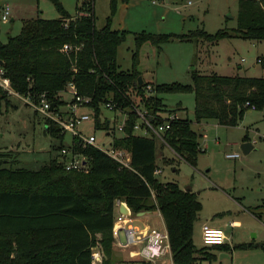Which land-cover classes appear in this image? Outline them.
<instances>
[{
    "label": "trees",
    "instance_id": "16d2710c",
    "mask_svg": "<svg viewBox=\"0 0 264 264\" xmlns=\"http://www.w3.org/2000/svg\"><path fill=\"white\" fill-rule=\"evenodd\" d=\"M49 1L60 17L27 20L18 36L10 37L7 43L0 40V71L16 94L31 96L35 101L45 95L57 105L63 104V92L74 83L81 96L91 99L95 131L113 132L115 149L131 153L132 169L120 168L103 152L90 148L85 151L92 157L89 174L66 171L58 160L50 161L40 171L14 170L4 168L10 161L0 151V264H95L97 247L103 253L102 264H150L139 257L130 262L116 258L113 229L120 201L135 217L160 213L173 264L212 263L218 253H228V244L204 245L201 249L194 245V227L202 203L191 189L160 181L155 174V138L135 134L139 119L135 110L143 108L146 117L158 126L163 115L168 117L177 111L166 109L158 96L192 92L196 123L214 120L221 126L236 127L253 106L264 109V77L203 75L194 70L192 85H155L142 77L139 53L146 43L161 49L174 39L209 45L232 37L263 41L264 0H238L235 29L225 28L214 34L204 29L183 35L137 34L133 66L126 72L120 70L117 57L128 32L113 30L110 25L117 0H111V17L101 30L95 27L94 0H78L75 17L60 0ZM65 46L71 49L65 52ZM139 77L143 78L142 86ZM148 86L155 96H148ZM7 98L0 88V104ZM110 100L117 104L115 111L126 116L123 136L117 135V120L111 122L102 116ZM49 124L51 133L59 138L57 126L47 120ZM192 124L188 118H179L163 136L169 147L194 167L202 152V136Z\"/></svg>",
    "mask_w": 264,
    "mask_h": 264
},
{
    "label": "rangeland",
    "instance_id": "374dc122",
    "mask_svg": "<svg viewBox=\"0 0 264 264\" xmlns=\"http://www.w3.org/2000/svg\"><path fill=\"white\" fill-rule=\"evenodd\" d=\"M60 3L72 17L77 15L78 0H60ZM3 4L11 8L10 19L0 25L3 43L18 36L27 20L60 17L49 0H0V5ZM94 11L95 27L101 30L111 17V0H94ZM238 12V0H129L127 3L117 0L111 28L128 32L119 47L117 64L121 71L132 69L137 34L183 35L197 29L214 34L221 29L237 28ZM139 55L142 77L155 85H192L194 70L203 75L264 77V40L232 37L209 45L174 39L161 49L146 43ZM146 93L155 96L152 90ZM158 97L166 109L177 110L173 113L177 119L193 121L192 129L202 136L199 148L203 152L199 153L194 167L169 147L164 136L162 140L153 136L157 146V166L163 171L158 176L160 181L191 189L202 203V212L194 227L196 248L204 246L203 225L223 229L226 233L230 251L218 253V259L212 263L203 261L202 264H264V109L247 112L236 127L221 126L214 120L198 124L194 119L195 96L192 92L164 93ZM65 99L61 113L69 111L72 96L65 95ZM140 110L145 115L143 108ZM82 113L88 111L80 109L79 115ZM102 116L111 122L117 120L118 129L126 120L120 111L105 110ZM47 120L15 94L1 101L0 151L10 161L4 168L40 171L59 158L63 146L72 145V136L67 134L64 140L54 136L51 127L46 128ZM79 130L87 136L95 134L107 147L111 144V138L95 131L94 119ZM117 135L123 136V133L117 130ZM244 140L254 147L248 155L242 152ZM229 154H238L239 158L229 159L226 157ZM153 215L146 222H138V217H134L135 225L141 229L144 223H149L153 228L163 230L161 217ZM232 222L239 225L231 226ZM141 247L138 245L132 250ZM121 251L115 250L117 260L130 262L132 258H138L130 256L129 250ZM221 255L227 257L221 258ZM156 264H171L169 254Z\"/></svg>",
    "mask_w": 264,
    "mask_h": 264
},
{
    "label": "built area",
    "instance_id": "2783aa9c",
    "mask_svg": "<svg viewBox=\"0 0 264 264\" xmlns=\"http://www.w3.org/2000/svg\"><path fill=\"white\" fill-rule=\"evenodd\" d=\"M11 17V8L8 4H3L0 6V22L8 21ZM71 48L69 46L64 47V51L67 52ZM0 87L8 94H15L20 98H23L25 102L31 105L38 113L45 116L48 120L54 123L59 129V139L64 140L67 134L72 136V145L70 147L63 146L60 149V155L57 159L58 162L62 165V167L66 171H76L79 173L89 174L92 170V157L89 156L85 151L93 148L103 152L113 161H115L120 168L123 169H132V155L130 152H126L124 150H117L114 147V134L112 131L104 133L106 138H111V144L107 147L105 141H101L97 138L95 134L84 135L79 128L85 124L86 122L94 119V114L89 109L91 104V99L81 96L78 93V90L74 83H70L67 91L63 92V97L61 102H65V95L72 96V102L68 104L69 111L66 113H61L60 108L61 105H57L56 103H50L45 95L40 96V100L35 101L33 97L27 96L23 97L16 94L11 87V83L8 79L4 78L3 72L0 71ZM152 90L151 86H148L146 91ZM52 104H55V108L51 111ZM116 102L113 100L107 101L105 103V109L108 111H115ZM80 109H86L88 113H82L79 115ZM252 110H256V107L253 106ZM139 116L138 121H141V124L137 121L134 131L135 134L148 137L154 136L162 140V136L165 132L171 129L173 121L178 120L176 116H168L163 119V122L158 126L154 125L152 120H149L146 115H143L140 109L135 110ZM122 114V113H120ZM123 115V114H122ZM125 122V121H124ZM124 126V125H123ZM123 126L119 127V131L123 133ZM51 125L46 128H50ZM140 132L142 134H140ZM201 149V148H200ZM203 152V150L201 149ZM229 159L239 158L238 154H229L226 156ZM156 175L161 174V170L157 169L155 171ZM124 203V202H118ZM129 211L128 215L121 214L116 219L114 229H113V237L115 239H119L118 247L123 250H129V254L132 257H139L143 261L148 262L150 264H154L157 260L167 254H171L169 238L167 230H159V229H149L144 234L145 241H142L140 237H138L136 230L132 226L134 223V217L131 209L128 207L126 203H124ZM122 231L125 232L126 238L124 242L120 240V234ZM202 239L205 246H216V245H224L227 241V236L224 230L219 228H213L209 225H203L202 227ZM142 246L138 250H132V247ZM103 255L101 251L96 248V251L93 255V260L95 264H102Z\"/></svg>",
    "mask_w": 264,
    "mask_h": 264
},
{
    "label": "crops",
    "instance_id": "0c3cea01",
    "mask_svg": "<svg viewBox=\"0 0 264 264\" xmlns=\"http://www.w3.org/2000/svg\"><path fill=\"white\" fill-rule=\"evenodd\" d=\"M12 21H14V18L12 17ZM244 143H248L247 141H245ZM251 144V143H250ZM252 147H253V145H252ZM252 150H254V147H253V149ZM251 150V151H252ZM250 151V152H251ZM249 154V153H248ZM247 154V155H248ZM158 169L159 170H161L159 167H158ZM163 173V171L161 170V174ZM161 174H159V175H161ZM159 175H157V176H159ZM194 192V191H193ZM120 209H122V206H120V203H117V205H116V209H115V216H116V219L118 218V216L120 215ZM153 214H155V215H159L160 217H161V219H162V216L160 215V213L159 212H149V213H141V215H137V217L138 218H136L137 219V221L138 222H146L147 220H149V218H151V216L150 215H153ZM154 216V215H153ZM152 219V218H151ZM162 222H163V224H162V227H163V230H166V228H165V224H164V221H163V219H162ZM235 225H239V223L238 222H232L231 223V226H235ZM133 227H134V229L136 230V232H137V235H138V237H140L141 238V240L142 241H145L146 239H144V234L147 232V230H149V229H155V228H153L151 225H149V223L147 224H143V227L140 229L139 227H137L136 225H135V220H134V223H133V225H132ZM213 228H215V227H213ZM223 230V229H222ZM125 238H126V234H125V232L124 231H122V233L120 234V240L122 241V242H124V240H125ZM114 240H115V242H114V248H115V250L118 248V249H120L119 247H118V241H119V239H115L114 238ZM100 249V248H99ZM120 250H122L123 251V253L125 252V251H127V250H123V249H120ZM101 251V250H100ZM121 251V252H122ZM102 253V252H101ZM129 253V252H128ZM102 255H103V253H102ZM130 255V254H129ZM169 256H170V262H171V264H173L172 263V258H171V254H169ZM158 261V260H157ZM156 261V262H157ZM156 262L154 263V264H156Z\"/></svg>",
    "mask_w": 264,
    "mask_h": 264
},
{
    "label": "water",
    "instance_id": "95a60500",
    "mask_svg": "<svg viewBox=\"0 0 264 264\" xmlns=\"http://www.w3.org/2000/svg\"><path fill=\"white\" fill-rule=\"evenodd\" d=\"M139 82H140L139 83L140 86H142L143 85V78L142 77H139ZM54 108H55V104H52L51 111H53ZM241 148H242V152H243L244 155H247L253 149L252 144H250V143H243ZM120 206H122V209H120V213L128 215L129 211H128L126 205L124 203H121ZM139 215H141V214H139ZM224 257H227V256L226 255H221V258H224Z\"/></svg>",
    "mask_w": 264,
    "mask_h": 264
}]
</instances>
